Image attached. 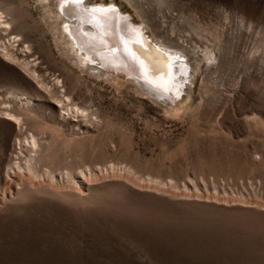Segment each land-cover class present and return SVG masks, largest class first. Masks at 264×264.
<instances>
[{"label":"rangeland","instance_id":"374dc122","mask_svg":"<svg viewBox=\"0 0 264 264\" xmlns=\"http://www.w3.org/2000/svg\"><path fill=\"white\" fill-rule=\"evenodd\" d=\"M112 1L185 45L181 108L82 73L56 0H0V264H264V0L83 5ZM29 132L44 163L95 173L82 197L12 187Z\"/></svg>","mask_w":264,"mask_h":264},{"label":"bare ground","instance_id":"6f19581e","mask_svg":"<svg viewBox=\"0 0 264 264\" xmlns=\"http://www.w3.org/2000/svg\"><path fill=\"white\" fill-rule=\"evenodd\" d=\"M48 1L49 0H41L42 3L43 2L47 3ZM83 1L85 0H56V3H57L56 6L58 9L57 19L58 20L60 19L61 23H63V27L61 30L62 35L64 36L63 42L69 48L70 53L67 51V54H69L70 57L71 56L73 57L71 58L73 59L74 64L78 66V68L80 69L82 73L83 72L87 73L91 75V77L94 76L95 78L105 79L106 81H110L113 83L115 82L118 83V81L125 82L126 84H128L129 87H135V89L136 88L139 89L140 92L138 93L147 95L152 99L160 98V96H157L156 94L150 92V90L146 87V85H144L146 83H141L137 77L140 75L142 76L143 79H146L147 81L151 82V84L158 87L159 90L165 91L163 88L160 87V83L162 82V78L164 77L160 75V73H162L161 70L163 71L164 69L163 59L159 58L160 60H153V58H149L145 55L144 56L136 55L138 54L139 50L137 49L133 50V48L129 45V42H128V38L132 33L130 28L128 29V27H130V25L134 26L133 22L131 21L130 23L128 20L122 21L119 15H123V14L120 11H118L117 3L112 1L111 4L110 3L109 4L108 3H97L94 5L88 6V5H83ZM135 2L137 1L130 0L129 3L132 5L135 4L134 6L136 9H138L139 16L144 18L142 14L145 11L141 12L139 10L138 5H136L137 3ZM3 14L5 13H3L1 10L0 11V24H4L5 29H8L11 27V24L8 23V21L4 18L5 16L11 15V13L5 16ZM146 17L148 16H145V19ZM10 22H13V21H10ZM148 22L143 21V25L145 26L144 30L145 28L146 29L153 28L152 30H154L155 34L152 35L153 39L151 38L150 39L154 43H156V45L161 46L164 50L167 49L172 52L183 54L186 56L187 54L186 52L188 50H186L183 47L185 45L182 44L183 45L182 46L181 44H179L176 41L177 39L176 40L162 39L161 37L166 38V36H160V33H163V32L159 33L158 31H156V26L150 25V23ZM122 31L125 32L124 36L122 34ZM5 50L6 49L4 48V51ZM7 52L4 53L5 56L10 54ZM202 52L204 54L203 55L204 58L207 61L213 59L212 57L214 54V49L212 48H210V50L204 49V51ZM133 53H135L136 56ZM216 55L217 54H215V56ZM8 58H12V57H8ZM185 63L189 64L187 62ZM145 64L148 65L149 70L156 76V82H152L150 79L145 77L144 75V70H145L144 65ZM196 66L194 65L193 67H196ZM198 67H196L197 70H198ZM179 69L183 73L186 72L183 66L182 67L180 66ZM32 73L36 74L35 72H32ZM33 74L31 75L34 76ZM177 80H178L177 83L176 82L174 83L175 86H172L170 88V91L172 92V94L168 91H165V95L166 97H168L171 103L166 102L167 100H165L164 102H166L165 104L168 105V107H170L173 110L179 107L181 108V104L180 103L178 104L177 103L178 101L173 99L175 96H178L181 92H183L181 89H179V83L181 80L180 79H177ZM48 93H50V91H48ZM11 94H13V96L16 99L18 98V100L26 101L25 103H28L31 100L28 96H25V94H20L14 91ZM68 100L69 98L65 96H64V99L56 100L57 107L62 106V107L67 108V106L65 105L66 104L65 102L67 101L68 103ZM62 109L63 111H67V109L65 108H62ZM73 110L76 112V114H80L83 117L87 116L86 110L81 109L79 106L74 105ZM6 114L8 115V117H5L7 120H11L12 122H14L18 128L21 127V125L23 124V119L21 117L15 114H12V113H6ZM38 133L40 134V132H37V134ZM37 134L34 132H29L28 135L24 137L22 141L23 143L22 146H21V141H19V145L24 148L27 154L26 155L22 154L24 156V159L22 161L20 158L21 156L16 157L17 160H15L13 165L10 166V170H8L7 172L9 175L8 182L12 181L10 183L12 187H14V184H15L18 187H22V188L26 187L31 190L45 191L50 194L54 193L56 195L57 194H61L64 196L75 195L76 197L78 196L82 197L84 195L85 187L87 188V186L90 184V181L92 179H95V173H93V171L89 167H87V170L79 169L78 172L75 173L71 171L67 163L62 164V165L56 164L53 161V158H49V155H47L48 157L44 156L45 157V163H44L43 158H42V153L40 151V145L42 141L40 143V140H39L40 138L37 137ZM42 146H45V145L43 144ZM21 147L19 148L21 149ZM47 160L49 162H47ZM113 168H114V165L111 166L112 170ZM124 171L129 172V167L128 169ZM57 172H59L58 175H57ZM129 173H133V172L131 171ZM11 177H12V180H11ZM97 177H98V174H97ZM18 187H16V189H18ZM66 189L67 190L69 189V192L66 191ZM19 190L20 188L18 189V191Z\"/></svg>","mask_w":264,"mask_h":264},{"label":"water","instance_id":"95a60500","mask_svg":"<svg viewBox=\"0 0 264 264\" xmlns=\"http://www.w3.org/2000/svg\"><path fill=\"white\" fill-rule=\"evenodd\" d=\"M119 17L123 20H128L130 23V18L127 15H119ZM134 26L130 25V27H128V29L130 28L131 30V37H132V41L133 44H135L136 49L139 50L138 54H136L137 56H141V55H145L149 58H153V60H160L159 58L163 59V63H164V69L163 71L161 70L162 73H160L161 76L165 75V69H166V65L169 63V57L171 58V63L173 64V67L169 70L170 71V75L168 76V83H167V90L168 92H170L172 94V92L170 91V88L172 86H175V82L177 83V79H180V83H179V89H183L184 88V84L186 83V81L188 80V78H190L192 76L189 65L186 64L184 57L181 54L172 52L170 50H164L161 46L156 45V43H154L150 37L147 35V33H145L146 31L144 30L143 26H138L133 24ZM132 29H134L135 31H133ZM124 31H122V34L124 36ZM141 36L143 39H141ZM135 55V53H133ZM135 55V56H136ZM180 66L184 67L186 72L183 73L182 71H180ZM180 71V72H179ZM179 73V74H178ZM137 77V76H135ZM138 80L141 83H146L144 85H146V87L150 90V92L156 94L157 96H160V98H154L157 102L164 104L166 102L171 103V101H169L168 97H166L165 95V91L159 90L158 87H156L155 85L151 84V82L147 81L146 79H143L142 76H138L137 77ZM174 95V94H173ZM174 100H178L179 96H175L173 98ZM165 100H167L166 102H164ZM164 102V103H163Z\"/></svg>","mask_w":264,"mask_h":264},{"label":"snow or ice","instance_id":"6c2138e0","mask_svg":"<svg viewBox=\"0 0 264 264\" xmlns=\"http://www.w3.org/2000/svg\"><path fill=\"white\" fill-rule=\"evenodd\" d=\"M133 31H135L133 29ZM141 39L142 36H141ZM129 45L133 48V50H136V46L133 44L132 37L129 36L128 38ZM169 63L166 65L165 69V75L162 78V82L160 83V87L163 88L165 91L167 90V83H168V76L170 75V69L173 67V64L171 63V58L169 57ZM143 63V61H142ZM144 75L146 78L150 79L152 82H156V76L149 70V67L147 64L144 65Z\"/></svg>","mask_w":264,"mask_h":264}]
</instances>
